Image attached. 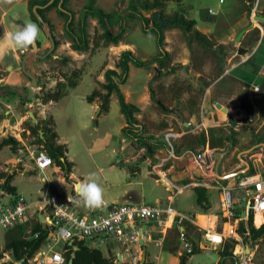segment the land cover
Segmentation results:
<instances>
[{
  "label": "crops",
  "instance_id": "obj_1",
  "mask_svg": "<svg viewBox=\"0 0 264 264\" xmlns=\"http://www.w3.org/2000/svg\"><path fill=\"white\" fill-rule=\"evenodd\" d=\"M21 2L25 3L26 9L28 11L29 2L27 0H21ZM235 2V9H238L239 12L236 16H234L235 19L229 25L223 23L224 19L215 20V18H213L215 16V12L211 10H208V15L204 16L200 20L201 23H198L196 19L189 20L195 22L194 29L204 37L212 35V37L216 40H230L237 29L240 30V33L248 27H251V29L253 28V25L250 23V20L252 19L250 17L253 16L251 15V13H254L255 15V13L257 12L261 13L260 15H264V0H235ZM219 3L223 4L224 1L220 2L219 0ZM0 8L2 7L0 6ZM259 9H262L261 12H259ZM210 12H213V14H210ZM189 17L185 18L188 20ZM129 19H132L130 21H135V18L128 17V15L125 14L122 16V22L119 21V25H116L113 28H110L109 25L111 33L113 35H116L120 26H124L125 28V22ZM30 22V20H27L26 24ZM26 24H24V22L19 20L17 17H8L7 10H0V140L6 137H12L19 143L18 139L16 138L17 135H20L18 130L23 129L22 126H24V123H26L28 117L26 112V116L20 113L19 108L20 106H22L23 108L24 103V105H27L29 107L30 111L33 110V105L35 104L34 97L37 94L35 93V91H38V93L41 91V86L39 85L38 78L39 73L47 72L52 68V66H54L53 64L58 63V60L62 59H67L68 61H70V67L66 68L67 70L79 69L82 66L85 67L83 76L79 84L75 88L69 89L67 95L59 101L49 102V104L47 105V107H49L48 110L50 113V118H52L54 122V131L57 135L56 142L59 145L66 146L65 157L67 162L72 164L71 172L68 178L64 177L60 168L56 167L54 163L52 167L41 174L34 169L32 164L28 165V163L30 162H27L24 166L15 164V156L13 165L19 167L15 170L12 169L7 171L5 164H7L8 160L0 162V184L5 182L6 176H11L10 185L16 189L17 196L23 197V195L19 192L18 186L15 183L16 179H18L19 177H21L22 180H25V182L28 183L29 181H31V179H33L34 176H39V183L42 184L38 189V193L41 196L39 201L31 202L30 204H28L29 211L27 222L23 226H19L15 229L24 227L27 224L31 225L33 218L34 223L32 225V229L36 224L42 225V222H40V216L43 217L47 212V209L42 203L43 191H45L46 189L48 190V194L62 192L64 196H73L79 202V209L81 210V212H89L101 207L90 208L85 206L80 200V193L77 190L76 183L80 184V191L81 186L87 183L88 180H86V178L82 176H78L75 173V163L69 153L70 143L68 140L63 139L58 134V124L56 118L53 115V108L58 107V110L64 113L65 105H62L63 102L71 97V93L73 91L81 88L84 83V79H86V73H91V83L89 86V88H91V91L95 89V87L99 84H103L102 80L104 78V72H106V70H113L108 65L105 70H100L101 66H103V64L108 59V52L113 50V52H115L114 54H117V56H119L123 52H126L125 50L120 49L123 47V44H126L124 41L126 36L123 38L124 40L120 42L119 46L100 48L99 50H95L92 54L90 52H74L70 48L69 41L64 40V43L59 44L58 39H53V41H56L58 43V46L55 47V49H57V55H52L49 59L45 60L47 56L50 55L48 53L51 50V42L44 29L38 26L40 29V35L35 41L38 45L37 54L42 57L44 56V59L39 60L34 57H29L25 63L26 71L30 72L35 77L37 82V89L34 91L31 87L29 78L23 72V59L28 56L29 53H31L32 46L26 49H20L15 47L10 42L11 35L22 30ZM223 25H227L230 30L228 34L220 36L217 34V32H221V29L223 30V28H221V26ZM261 26L262 28L258 26V28L254 29L256 32V36L253 34L254 38L248 43V46H243L242 43L247 39V32L242 37L240 44L243 46L242 48L247 51V54L245 55V58H242L241 61L238 62V64L228 65L231 63V61L234 60L235 55L237 54H233L232 52H223L225 55H229V57H226L224 59L225 56L221 53V50L220 52L216 51V53H218V56L220 57V60L225 62L227 66L223 71L220 72L219 77L211 85L205 87L203 96L200 99V103L198 106L199 110L197 113L188 115L186 111L183 113L182 111H179L180 114L178 115L179 112L177 113L176 110V116V114L173 113V109H171L169 113L170 115L162 116L159 114L162 118H165L163 120H166L167 122L168 120L166 118L177 120V124L181 125L182 129L174 133L169 125V128L164 132H159L157 134H153V132H151V134L154 135L153 139L155 140V137H157L159 134L165 133L166 131H172L175 134V137L172 139L175 144H179L178 139L187 133H201L202 131L206 132L208 129L219 127L226 128V126H229L237 135V145L232 152H228L227 150H210L208 144H206L199 150L195 151H190L188 149L186 150L185 148L182 149L181 147H179L178 149L176 148L178 153L182 154V156H173V151L169 150L168 146L163 145V147L168 150L170 157L173 158L174 163H171V165H166L169 166L166 170L163 169L165 167V165L163 166V162L154 169L149 164H147L149 171L146 173V176L148 178V185L146 188H149L151 186L155 189L164 187L165 191L170 193L166 197H154V205L158 204L160 206H166L170 204L176 214L185 217L183 222L178 225L177 223H175V221L172 222V219H169L166 223L165 229L158 228L154 224L147 225V231H149L151 234V240L145 242V245L142 248V254L139 256V261H134L133 253H126L122 247H119L115 244L96 245L97 243L83 242L88 248L98 249L95 248L94 245L104 246L105 253H103V251L101 250L100 251L105 258L110 259V257H112L113 259L110 260L113 262V264H237L240 260L239 254L251 256L253 258V264H256L254 262L255 247L261 244V242L255 245L252 243L249 238L250 235L247 228L249 217L245 219L241 218V213L244 211V208H242L243 201L241 200L243 197V192L240 188H238V186H236L241 179V176L228 181H221L215 177L217 179L218 185L229 186L235 189L234 196L237 207L236 217H238L237 220L233 221L225 218L221 207L222 194L218 189V186L214 184V182L211 181L208 176H204L199 170L196 162L194 161V155L201 151H206V154L211 153L212 157L215 152L226 153L219 167V175L225 176L244 168L243 164L237 158V155L239 153L249 150L254 146H260L251 154L242 157V159L249 163L250 168L252 167L254 169L255 174L254 176H252L254 179H264V176L262 175L260 170V168H264V24H262ZM167 27H171V23H169ZM162 34L163 36L164 34L165 36L167 35L166 33H164L163 28ZM236 36L234 37V39L236 38ZM166 39L167 41L165 42H168V35L166 36ZM126 47L128 48L127 51L131 52L137 59L140 57L138 49H135V46L133 44L128 43L126 44ZM181 47L182 46L179 45V48L176 49V53L174 56L171 54L170 48L165 47V51L168 55L170 54L169 57L172 56L171 64L173 66H181V68L182 66H186L187 72L189 66L188 64L190 63L187 55L188 50L187 48H183L184 51L181 52ZM247 47L249 48L247 49ZM155 55L156 52L146 56V58L144 59L145 62L149 61ZM253 57H255V62L253 61L252 65L247 64L249 58ZM154 67L155 70H157V66ZM139 71H142V69L140 70L135 67H130L128 78L126 80L127 82L123 85H120L119 89L122 92L125 101L131 105L136 106L141 111L140 115H142V113L146 110V105H142L141 101H139V99L137 100V96L142 95L143 93L133 92L130 86L128 87V92L123 90V87L128 83V79L131 80V77L137 74ZM181 72H183V70H181ZM47 75H49V73ZM146 75L148 79L152 77L151 73L148 74L147 72ZM63 81V78L58 79V82ZM145 89L146 92L144 93L143 98L147 103V100H151L149 96V89ZM87 96L89 95L85 94V96H82L81 98L83 99L84 97V101L86 102V105L84 106V126L90 127L95 121L96 124L94 127L95 129H97V116L101 117L103 114H110L111 110H114L117 115L118 112L120 113L119 105L118 107H116L113 102V99L115 98L114 95L111 96L109 110L104 113L100 110L98 100L95 99L93 103H87ZM217 104L225 109L228 112V115L222 113L219 109H216ZM98 109L100 110L99 113ZM33 114L35 115L36 119L37 117L43 119L40 116H36L35 112H33ZM140 115L136 116L137 120H139L138 117ZM142 116V119H144L145 116ZM120 117H122L123 120V122L121 121L120 126L121 135V130L126 126V124L121 114ZM238 118L239 121H236ZM142 119L139 121L142 122ZM146 119L150 120L147 117ZM152 122L156 121L153 120ZM229 122H232L234 124V127H231ZM33 125L36 124L33 123ZM29 133L30 132L27 131L26 134L29 135ZM38 133L41 137L42 132L39 131ZM150 135H147L145 138L151 137ZM29 137L31 140L33 139L31 138V136ZM124 141L125 140H123V138L121 137V142ZM130 142L134 144L132 141ZM138 142H136L135 144L137 145ZM145 143L149 144L153 148H156V146L151 143ZM228 146L229 145H227V147ZM6 149L10 151L8 147H5L0 151V154ZM234 159H236L237 162H235ZM61 161H63V159ZM120 161L125 165L131 163L124 159H121ZM128 167H130L131 169L132 176H135L137 172H140L139 168L135 169L137 168V166ZM175 168L177 170H174ZM133 172L135 173L134 175ZM245 175H247V173ZM161 177L163 180L161 179ZM43 180H46V182H43ZM197 182L206 185L201 187L206 189V196L208 198V202L206 203L204 209L200 208L196 203L197 195L194 191V188L199 187L195 185ZM166 185L168 186L166 187ZM176 189H178V193L175 195ZM106 196V194L102 193V197ZM113 203H131L151 206L153 205L146 204L145 201H142V198L128 193L127 190H124L122 192L120 198H115L110 203L103 202L102 206ZM263 220L264 217L262 216V214L256 215L255 218L253 217V226L256 229L259 228L264 224ZM241 224L245 227V231L243 233L240 232ZM255 224L259 226H256ZM230 225H232L237 230V237L235 239H224L223 244L219 246H212L203 237V234L206 230L222 233V235H224L223 233H225L228 226ZM140 226L144 227V224L137 223V227L140 228ZM15 229L10 230L9 232H12ZM32 229L29 232L30 234L32 232ZM181 232L184 234L185 241L190 246L189 249L184 248L185 242H183L181 239ZM30 238L31 236L25 240H29ZM245 239H247V242ZM233 242H235V245L227 250V246L229 244H232ZM7 243L8 242L6 240V244ZM62 243L64 244L63 247L56 249L57 251H67V249L64 248L65 245L70 246L69 243ZM73 247L74 246H72V248ZM189 250H192L193 253L182 259V254L185 251ZM144 251L145 259L142 263ZM4 261L5 263L3 264H9L6 263V260L4 258L0 261V264H2V262ZM23 261L24 260H22L21 263Z\"/></svg>",
  "mask_w": 264,
  "mask_h": 264
},
{
  "label": "rangeland",
  "instance_id": "obj_2",
  "mask_svg": "<svg viewBox=\"0 0 264 264\" xmlns=\"http://www.w3.org/2000/svg\"><path fill=\"white\" fill-rule=\"evenodd\" d=\"M27 1L33 2V1H41V0H27ZM44 1L52 2L53 0H44ZM135 1L138 3H143V2L151 3L154 0H96V7L103 10L106 13H115V17L109 22L110 28H113L116 25H119L118 24L119 17L120 16L122 17L127 12H129L128 10L131 3ZM223 1H224L223 4L219 3V0H179V2L177 3L167 2L164 4V8H163L164 18L166 21L171 22L175 17L185 18L190 16L188 20L196 19L198 23H201L200 20L204 16L208 15L207 13L208 10H211L215 12V16L213 17L215 18V20L224 19L223 23L229 25L235 19L234 16L237 15L239 10L235 9L236 8L235 0H223ZM86 2L87 0H71L69 2L68 9L75 15L76 22L78 20L81 10L86 5ZM0 6L2 7L0 8V10H7L8 17H17L19 20L23 21L24 24H26L27 20L33 22L29 10L27 11L25 3L21 2V0H14L12 4L0 3ZM261 10L262 9H259V12H261ZM138 12H140L143 16L147 18H150L152 15V13L143 12L140 9H138ZM260 14L261 13H257V12L255 13V15L254 13H251V15L253 16H259V17L264 16ZM46 16L50 25L53 28L52 35L54 39L56 40L58 39L59 44L64 43V40L69 41V39L65 36L63 31L65 19L62 16H60L55 9L50 10L46 14ZM130 20L132 19L126 20L125 22V33L122 37V40H124L123 38L126 36L124 40L125 43L133 44L135 46V49H138V53L140 54V57L138 59L135 56L134 57L138 61L145 62L144 59L149 54L155 52L156 55L158 54L157 37L154 35L153 32L148 34L144 33L142 30V24L138 20L136 19H134L135 21H130ZM88 23H89V27H88L89 34L91 35V37H93L95 36V29H99V27L97 26V22L95 20H89ZM250 23L253 25V28L249 32H247V39L242 42L243 46H248V43L252 41V39L254 38L253 34L256 36V32L254 30L255 28H258V26L262 28L261 26L262 24L257 23L252 19L250 20ZM227 25L221 26L223 30L221 29V32H217V34L220 36L228 34L230 29L228 28ZM161 28H163L164 33L168 35V42H165L167 41L166 39L167 35L165 36L164 34L163 36L162 34L164 51H165V47H168L171 49V54L174 56L176 53V49L179 48V45L182 46L180 48L181 52H183L184 49L186 48L188 50L187 55L190 60V63L188 64L189 66L187 72L183 73L184 71L181 72V70H176L173 74H170L163 78L161 77L159 80L160 84L164 86H168L171 83H174L175 81H179V82L188 81V79L191 78L190 75H188V73H191L193 75L191 78L192 81H190V85L195 88V92L191 95L185 94L180 99L173 101V103L171 104L172 109H176L178 113L179 111L181 112L185 108V103L191 97H195L197 100L198 90L201 88L205 89V87L211 85L219 77L220 72L223 71L227 66L225 62L220 60L218 53H216V49L217 48L220 49L222 47L224 52L230 53L237 47H243L241 44H235L233 42L234 37L239 33L240 30L237 29L234 32L235 34H233L230 40H219V39L216 40L212 37V35L207 36L206 41L212 45L211 49H207L201 47L193 38L190 40L189 34H184L177 27L174 26L167 27V25H164ZM96 33H98V31ZM126 44H123V47L120 49L127 51L128 48L126 47ZM248 48L249 47H247V49ZM114 53L115 52H113V50L108 52V59L103 64V66H101L100 70L101 69L105 70V68L108 65L111 69L116 70L119 73V70L116 69V64L119 60L120 55L117 56V54ZM222 54L225 56L224 59L226 57H229V55H225L223 52ZM233 54H236V52H234ZM52 55H57V49H55L49 56L51 57ZM171 57L172 56H170V61L172 62ZM242 58H245V56L241 57L235 55L234 60L231 61V63L228 65H236L238 64L239 61H241ZM254 58L255 57L249 58L247 64L252 65V62L253 61L255 62ZM53 65L54 66H52L51 68L52 70L49 69L45 73L44 72L39 73V77H38L39 85L41 86L43 92L40 91L38 93V91L37 92L35 91V93H37L34 97L35 104L33 105V110H31L35 112L36 116H40L43 119L50 118V113L48 110L49 107H47L49 103L46 104L43 103L42 96L47 91H55L56 84L58 83V79L63 78V74L67 75L73 70V69L72 70L66 69L70 67V61H68L66 64H63L61 60H58V63ZM147 72L148 74L149 73L152 74V77L149 79L147 78L146 75ZM157 72L158 71L155 70L154 66L149 68V70L142 69V71H139L137 74L133 75L131 77V80L128 79V83L126 86L123 87V90L128 92L129 91L128 87L130 86L133 92H142L143 93L142 95L137 96V100L139 99L142 105L144 104L146 105V110L142 113V115H144L145 118L147 117L152 121L153 120L156 121L155 123H160L165 118H162L152 108L151 101L147 100L148 102L146 103V101L143 98V95L146 92L145 88L150 89L157 86V83H155L153 80V76L158 75ZM48 73L50 76L47 75ZM90 74L91 73H86V79H84V83L81 86V88H78L76 91H73L71 93V97L66 99L65 102L62 101L63 102L62 105H65L64 113L58 110V107L53 108V115L56 118L58 124V134L60 135V137L68 140L70 143L69 153L75 163V173L78 176H82L86 178V180H89L90 174H95L96 182L102 189V193L107 195L106 197H102L104 200L103 202L110 203L115 198H120L122 192L124 190H127L128 193H131L139 198H142V201L143 202L145 201L146 204L154 205L155 204V202H153L154 197L156 196L166 197L170 194L169 192L165 191L164 187L155 189L152 188L151 186L149 188H146L148 185V178L146 176V173L149 171L147 164H149L154 169L157 168V166L163 162L164 163L163 166L165 165L163 169L166 170L169 167L166 165H171V163H174L173 158L170 157L168 150L162 148L163 145L167 146L164 140V133L159 134L157 137H155V141L157 143L156 148H153L149 144H146L145 142L142 141L141 142L139 141L137 145L135 144L136 142L134 144H132L130 141L121 142L120 126H121V121L123 122V120L122 117H120V113L118 112L119 115L118 116L114 110H111L110 114L107 115L103 114L101 117L98 116L96 117V121H98L97 129H95L94 127L96 124L95 121L93 122V125H91L90 127L84 126L85 124L84 106L86 105V102L84 101V97L83 99L81 98L82 96H85V94L90 95L95 89L99 88V86H96L95 89H93L92 91L91 88H89L91 83ZM151 80H153V82L149 87V83ZM102 81L104 84L105 83L104 78ZM116 99L117 98L115 96L113 102L116 105V107H118L117 104L118 101ZM38 103H40L41 105H38ZM19 111L23 115L26 114L25 113L26 111H24L22 106H20ZM42 112L44 113L42 114ZM180 112L178 113V115L180 114ZM142 115L138 117L139 120L142 119L143 117ZM166 119L168 120L170 128L173 130L174 133L182 129V126L177 124V120H173L172 118H166ZM236 121H239V118ZM26 122L29 123V125H33V122L30 119H28V117ZM22 128L24 129V126H22ZM24 130L27 131V129ZM18 131L20 133V137L19 135H17L16 138L18 139L20 144L22 142H24L25 145L32 143L31 142L32 140L29 137L30 133L28 135L26 134V131L23 134L22 132H20V130ZM170 143L172 146L173 156H180V155L182 156V154L178 153V151L176 150V148L178 149L180 145L175 144L173 140H170ZM121 159L127 160L131 163L136 162L137 164L134 166H137V168L135 169L139 168L140 172L139 173L137 172L135 176H132L130 167H128L127 165H125L124 167L121 166V161H120ZM4 160H8L7 164H5L7 171L12 169L15 170L19 168L13 165L14 153H12L11 150L8 151V149H6L4 152L0 154V162H3ZM28 165H31V163H28ZM174 170L177 169L175 168ZM260 170L262 175L264 176V168H260ZM39 181H40L39 176L37 177L34 176L33 179H31V181H29L28 183H26L25 180H22L21 177L16 179L15 183L18 186L19 192L23 195L25 201L28 204H30L31 202L39 201V199L41 198L40 194L38 193V189L42 184L39 183ZM33 223H34V218L31 222V225L27 224L24 227L13 230L12 232L5 231L0 228L1 250L4 249L6 240L8 242V240L11 239H17V240L28 239L30 237L29 232L32 229ZM63 245L64 244L62 242L54 244L55 249H59L63 247ZM94 247L98 248L99 250L103 251V253H105L104 246L94 245ZM40 251L47 253L46 249L43 250L41 249ZM33 258H37L38 259L37 262H34ZM4 259L6 260V263L9 264H22L21 262H16L11 257L10 252H7L6 255H4ZM110 259L113 258L110 257ZM42 260L43 257H39L38 252H34L32 257L29 259V262L27 261L25 264H47L46 261L43 262ZM254 262L256 264H264L263 242H261V244L255 247ZM3 263H5V261L2 262V264Z\"/></svg>",
  "mask_w": 264,
  "mask_h": 264
},
{
  "label": "trees",
  "instance_id": "obj_3",
  "mask_svg": "<svg viewBox=\"0 0 264 264\" xmlns=\"http://www.w3.org/2000/svg\"><path fill=\"white\" fill-rule=\"evenodd\" d=\"M71 0H53L50 1H33L29 2L28 9L33 22H35L40 28H43L33 13L34 7L36 13L44 22L46 29L52 36L53 28L50 25L46 14L55 9L57 13L65 19L64 34L69 39L70 48L77 53L90 52L94 53L95 50L100 48H107L109 46H117L120 44L122 37L125 33L124 26H120L116 35H113L109 28V22L115 17V13H105L103 10L96 7V0H87L86 5L81 10L78 20L76 22L75 15L68 9L69 2ZM167 2H179V0H154L151 3L132 2L129 7V12L126 14L128 17L137 19L142 24V30L144 33H154L157 37L158 54L146 62L138 61L134 55L129 52H123L120 54L119 60L116 64V70H108L104 73V84H99V88L95 89L87 98V103H93L95 99L98 100L101 112H107L109 110V102L112 95H115L118 101L120 114L125 120L126 126L121 130V137L125 141H132L133 143L142 141L157 145L153 139L154 135L159 132H164L169 128V123L166 120H162L160 123L152 122L146 118L142 119V122L137 120L136 116L141 114V111L134 105L127 103L124 99L122 92L119 89L120 85L125 84L129 68L135 67L140 69H147L157 66L158 75L153 76V80L157 83V86L149 89V96L152 102V108L160 115H170L171 104L173 101L180 99L183 95H191L195 92V88L190 85L192 79L188 81H175L168 86H164L159 83L160 78L173 74L176 70H182L181 66H173L170 61V57L163 49V36L162 28L158 27V23H151L150 18L143 16L138 9L147 13H159L162 20H165L163 14L164 4ZM133 4V6H132ZM151 15V16H152ZM89 20H95L99 29H95V36L91 37L88 31ZM119 21L122 22V17H119ZM171 26L177 27L184 34H195L198 44L207 49H211L212 45L206 41V37L198 33L194 27L195 22L192 20H186L183 17H175L171 22ZM98 31V33H96ZM55 40V39H54ZM195 40V39H194ZM55 47L58 43L54 41ZM92 45V46H91ZM50 56H47L49 59ZM63 64L68 62L67 59L61 60ZM165 72V74H163ZM84 73V67L79 69H73L67 75L63 74V82L56 84L55 91H47L42 96L43 103L57 102L67 95L69 89L75 88ZM41 92L43 90L41 89ZM204 89L201 88L197 92V100L195 97H191L186 103L183 112H187L188 115H192L198 112V106L200 99L202 98ZM167 102V104H166ZM173 113L176 109H173ZM176 114V113H175ZM28 122V121H27ZM24 123V129L30 132L31 138L34 139L33 144H38L43 147V150L52 159L54 165L62 171L65 178H68L72 164L68 163L65 157L66 146L59 145L56 142L57 135L54 131V122L52 118L40 119L38 118L37 125H29ZM39 131L42 132V138L39 136ZM189 131V130H187ZM153 132V134H151ZM151 134V135H150ZM147 135L151 137L145 138ZM180 147L190 151L199 150L201 147L208 144L210 150H227L232 152L237 145V135L229 126L208 129L206 132L202 131L195 133H187L178 139ZM20 144L12 137L2 138L0 140V151L8 147L12 152H15ZM227 145H229L227 147ZM164 148V147H163ZM167 148V147H166ZM63 159V161H61ZM237 162L236 159H234ZM135 173L133 172V175ZM254 169L251 167L247 175L241 176H254ZM11 176H6L4 183L0 184V190L8 193L9 195L16 196V189L10 185ZM197 195V205L204 209L208 198L206 196V189L201 187L194 188ZM256 225V224H255ZM259 226V225H256ZM247 228L249 230V238L252 243L259 244L264 243V224L259 228L253 226V216L250 215L247 222ZM245 227L241 224L240 232H244ZM38 233V238L34 239L33 235ZM29 240H10L4 247L0 249V261L4 258V254L10 252L11 257L16 262H22L25 264L47 239L48 233L41 229V224H36L32 229ZM247 242V239H245ZM261 240V241H260ZM77 250L72 251L70 246L65 245L67 252L65 254L66 259H70L71 253H74L73 264H113L110 259L103 256L100 250L90 249L83 242H78ZM235 242L227 246V250L232 248ZM185 257H182L184 259Z\"/></svg>",
  "mask_w": 264,
  "mask_h": 264
},
{
  "label": "built area",
  "instance_id": "obj_4",
  "mask_svg": "<svg viewBox=\"0 0 264 264\" xmlns=\"http://www.w3.org/2000/svg\"><path fill=\"white\" fill-rule=\"evenodd\" d=\"M223 0H220L222 2ZM213 14V12H210ZM38 105H41L38 103ZM44 112H42L43 114ZM21 129L20 132L25 133ZM27 133V131H26ZM20 137V135H19ZM175 137L172 131L164 133V140L172 151L170 140ZM42 138V136H41ZM22 141V140H21ZM34 141V139H32ZM31 141V142H32ZM206 152V151H205ZM201 151L194 155L199 170L204 176H208L211 181L218 186L222 194L221 207L226 219L237 220V207L234 196V188L218 185L215 178L214 159L211 153L206 154ZM15 164L24 166L30 162L34 169L43 174L53 166V161L49 155L38 144L21 143L14 152ZM162 179V178H161ZM163 180V179H162ZM46 182V180H43ZM196 186H206L196 183ZM168 185H166L167 187ZM243 192L242 201L245 204L244 210L247 212L246 218L252 215L254 218L258 214L264 217V179H254L252 176L242 177L236 185ZM178 189L175 190V195ZM43 204L47 209L43 216L42 227L47 231L48 236L41 247L37 248L39 257H43V262L47 264H68L66 259L67 251H57L54 244L59 242L69 243L72 251L76 249L78 242H89L97 244H115L122 247L126 253L132 254L134 261H139L142 248L146 241L151 240V234L147 231V225L154 224L156 227L165 229L169 219L180 225L185 219L184 216L176 214L170 204L143 205L131 203H113L103 205L98 209L81 212L79 202L73 196H64L62 192L48 194V190L43 191ZM29 205L21 196H12L0 190V228L10 231L19 226H23L28 220ZM264 221V220H263ZM137 223L144 224L138 228ZM218 233L206 230L203 234L204 239L212 246L223 244L224 239H235L237 230L228 226L225 233ZM181 239L185 249H189V244L185 241L184 234L181 232ZM38 238V233L33 235ZM218 238V239H216ZM140 242L143 244L141 246ZM72 246H74L72 248ZM46 249L47 253L40 251ZM237 264H253V258L249 255H240ZM37 262V258H33Z\"/></svg>",
  "mask_w": 264,
  "mask_h": 264
},
{
  "label": "water",
  "instance_id": "obj_5",
  "mask_svg": "<svg viewBox=\"0 0 264 264\" xmlns=\"http://www.w3.org/2000/svg\"><path fill=\"white\" fill-rule=\"evenodd\" d=\"M36 8L37 7H34L33 9V13L35 14L36 18L38 19L39 23L43 26V29L46 33V35L48 36L50 42H51V50L49 51L48 54H51V52H53L55 50V46H54V41H53V38L51 37L50 33L48 32V30L46 29V26L44 24V22L42 21V19L39 17V15L36 13ZM150 20H151V23H154V22H157L158 23V26L159 27H163L164 25H168L169 24V21H166V20H162L161 16L159 13H154L151 17H150ZM252 20L253 21H256L257 23H260V24H264V16H253L252 17ZM251 29V27H248L247 29L241 31L237 36L236 38L234 39V43L235 44H240L241 42V39L242 37L246 34V32H248L249 30ZM196 35L193 34V35H189V39L191 40L192 38H195ZM37 51H38V45L37 43L35 42L34 45H32V51L31 53H29L28 56H26L24 59H23V72L24 74L29 78L30 80V83H31V87L32 89L35 91L37 89V82H36V79L35 77L28 71H26L25 69V63H26V60L29 58V57H34L36 59H39V60H43L44 59V56H40L39 54H37ZM217 52H220V49H216ZM236 52V54L238 56H245L247 54V51L245 49H243L242 47H238L236 49H234L232 51V53ZM182 69L184 72H186V66H182ZM190 77H192L193 75L191 73H189ZM153 80L150 81L149 83V87L151 86ZM23 108L24 110L26 111L29 119L31 121H33V123H35L36 125L38 124V120L36 119L35 115L33 114V112H31L29 110V107L27 105H23ZM216 109H219L222 113H225L226 115H228V112L223 109L220 105H216ZM99 109H98V113H99ZM230 126L231 127H234V124L232 122H229ZM260 146H254L252 148H250L249 150H246V151H243L241 153H239L237 155V158L239 159V161L243 164L244 168L243 169H240L238 171H235L231 174H228V175H225V176H222V175H219V167L221 165V162L223 160V158L225 157L226 153L224 152H215L214 155H213V159L215 160V167H214V174H215V177L218 179V180H221V181H228V180H231V179H235L239 176H242V175H245L246 173H248L249 169H250V165L247 161L243 160L242 157L244 156H247L249 154H251L255 149L259 148ZM137 163L136 162H133V163H128L127 166H134L136 165ZM124 163H121V166L124 167ZM79 186L80 184L76 183V187H77V190L78 192L80 193L79 191ZM245 207V204L242 203V208ZM247 216V212L244 210L242 213H241V218L242 219H245ZM43 221V217L40 216V222ZM141 246H143V244L140 242ZM77 250V249H75ZM193 253L192 250H189V251H185L182 256L183 257H186L188 255H191ZM73 258H74V253L71 254L70 256V259L68 261V264H73ZM145 259V251L143 252V257H142V263ZM120 264V263H118Z\"/></svg>",
  "mask_w": 264,
  "mask_h": 264
},
{
  "label": "clouds",
  "instance_id": "obj_6",
  "mask_svg": "<svg viewBox=\"0 0 264 264\" xmlns=\"http://www.w3.org/2000/svg\"><path fill=\"white\" fill-rule=\"evenodd\" d=\"M14 0H0V3L12 4ZM40 35V29L35 23L26 24L22 30L14 33L10 37V42L17 48L26 49L34 45ZM80 200L90 208L102 206V189L96 182L95 174L89 175L87 183L83 184L80 189Z\"/></svg>",
  "mask_w": 264,
  "mask_h": 264
},
{
  "label": "flooded vegetation",
  "instance_id": "obj_7",
  "mask_svg": "<svg viewBox=\"0 0 264 264\" xmlns=\"http://www.w3.org/2000/svg\"><path fill=\"white\" fill-rule=\"evenodd\" d=\"M169 23H170V21H169ZM189 35H190V34H189ZM193 39H195V41L198 43V40L196 39V37L193 38ZM218 49H219V48H218ZM220 50H221V53L224 52L223 49H222V47L220 48Z\"/></svg>",
  "mask_w": 264,
  "mask_h": 264
},
{
  "label": "snow or ice",
  "instance_id": "obj_8",
  "mask_svg": "<svg viewBox=\"0 0 264 264\" xmlns=\"http://www.w3.org/2000/svg\"><path fill=\"white\" fill-rule=\"evenodd\" d=\"M216 239H218V238H216Z\"/></svg>",
  "mask_w": 264,
  "mask_h": 264
},
{
  "label": "bare ground",
  "instance_id": "obj_9",
  "mask_svg": "<svg viewBox=\"0 0 264 264\" xmlns=\"http://www.w3.org/2000/svg\"><path fill=\"white\" fill-rule=\"evenodd\" d=\"M80 187V186H79Z\"/></svg>",
  "mask_w": 264,
  "mask_h": 264
}]
</instances>
